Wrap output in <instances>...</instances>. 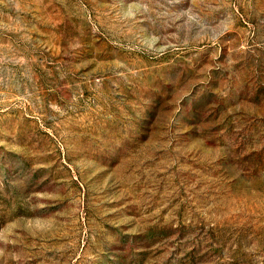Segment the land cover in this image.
<instances>
[{
	"label": "rangeland",
	"instance_id": "obj_1",
	"mask_svg": "<svg viewBox=\"0 0 264 264\" xmlns=\"http://www.w3.org/2000/svg\"><path fill=\"white\" fill-rule=\"evenodd\" d=\"M0 264H264V0H0Z\"/></svg>",
	"mask_w": 264,
	"mask_h": 264
}]
</instances>
